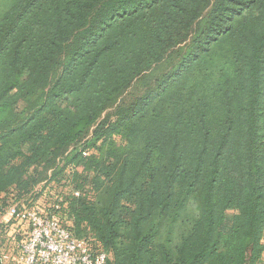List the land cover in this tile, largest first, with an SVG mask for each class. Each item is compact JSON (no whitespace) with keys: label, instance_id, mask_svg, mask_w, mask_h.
Listing matches in <instances>:
<instances>
[{"label":"trees","instance_id":"trees-1","mask_svg":"<svg viewBox=\"0 0 264 264\" xmlns=\"http://www.w3.org/2000/svg\"><path fill=\"white\" fill-rule=\"evenodd\" d=\"M43 196L107 264H264V0H0V216Z\"/></svg>","mask_w":264,"mask_h":264},{"label":"built area","instance_id":"built-area-1","mask_svg":"<svg viewBox=\"0 0 264 264\" xmlns=\"http://www.w3.org/2000/svg\"><path fill=\"white\" fill-rule=\"evenodd\" d=\"M73 196L79 193L73 192ZM57 210L58 204L52 208L8 205L4 215L23 224L26 235L14 254L1 256L0 264H107L104 252L93 251L84 239L61 226Z\"/></svg>","mask_w":264,"mask_h":264},{"label":"rangeland","instance_id":"rangeland-1","mask_svg":"<svg viewBox=\"0 0 264 264\" xmlns=\"http://www.w3.org/2000/svg\"><path fill=\"white\" fill-rule=\"evenodd\" d=\"M41 187V186H40ZM49 188L50 187H52L53 189H54V191L56 190L57 192H60V191H64V189H68V188H64V189H58V188H55V186L54 185H50V186H48ZM65 194H66V192H64ZM49 195H51V194H49ZM27 200H21L20 201V204H23L24 206H33V204H32V198H26ZM43 200H45L46 202H44V201H41V203H40V205L39 206H43V207H50V205H52V202L54 201V199L52 198V196H50V198H48L47 196H43V198H42ZM8 205H12V204H16L17 202H13V201H7L6 202ZM19 203V202H18ZM32 204V205H31ZM11 219L8 217V216H3V215H1L0 216V223L2 222V224H0V226L1 225H5V224H7V223H9V221H10ZM2 246H3V244H0V250H1V252L4 250L3 248H2ZM9 253H11V254H14V247L13 246H9L7 249H5V253L3 254V255H9ZM2 260V259H1ZM2 263V262H1Z\"/></svg>","mask_w":264,"mask_h":264}]
</instances>
